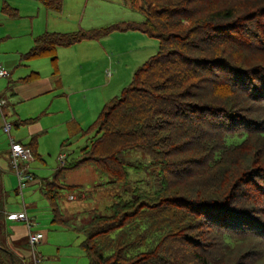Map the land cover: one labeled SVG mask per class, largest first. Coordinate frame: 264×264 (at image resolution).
Here are the masks:
<instances>
[{"label":"trees","instance_id":"1","mask_svg":"<svg viewBox=\"0 0 264 264\" xmlns=\"http://www.w3.org/2000/svg\"><path fill=\"white\" fill-rule=\"evenodd\" d=\"M125 3L141 20L44 33L24 56L51 57L57 70L59 46L128 30L159 41L121 94L73 134L88 136L78 155L43 180L55 221L67 224L58 200L76 186L60 179L91 164L102 186L121 190L76 228L89 264H264V0ZM29 146L35 157L37 139ZM141 174L148 178H134ZM0 264H24L1 238Z\"/></svg>","mask_w":264,"mask_h":264},{"label":"crops","instance_id":"2","mask_svg":"<svg viewBox=\"0 0 264 264\" xmlns=\"http://www.w3.org/2000/svg\"><path fill=\"white\" fill-rule=\"evenodd\" d=\"M113 1L63 0L57 12L40 0H0V66L10 73L0 78V98L6 100L0 108V238L24 264H36L28 241L32 230L44 235L37 247L39 264H89L83 240L58 225L52 204L39 196L43 180L55 175L48 170V158L59 153L58 162L62 155L69 160L62 146L75 141L73 134L88 129L107 102L121 94L135 71L157 54L159 41L128 30L59 46L57 70L51 57L25 60L24 56L44 33L90 31L118 21L141 20L125 0H117L119 5L113 7L103 5ZM6 123L11 124L10 133L5 131ZM34 138L37 155L30 154L22 165L28 166L35 180L20 190L11 163L12 140L29 151ZM61 167L60 162L56 171ZM22 212L32 221L31 227L10 218Z\"/></svg>","mask_w":264,"mask_h":264},{"label":"rangeland","instance_id":"3","mask_svg":"<svg viewBox=\"0 0 264 264\" xmlns=\"http://www.w3.org/2000/svg\"><path fill=\"white\" fill-rule=\"evenodd\" d=\"M120 3V2H119ZM118 1H113L105 3L103 5L113 7L114 5H119ZM120 11V10H117ZM134 13H137L134 11ZM114 12L111 13L110 17L114 18ZM140 15L139 13H137ZM141 16V15H140ZM109 17V16H105ZM102 18H104L102 16ZM125 20V19H123ZM110 22V21H108ZM120 22V21H118ZM37 27V23H36ZM87 137H76V140H71L70 144H66L62 146V150L68 153L69 159L78 155L80 148L87 144ZM68 143V142H67ZM58 155H52L48 158L49 160V168L50 172L57 173V169L60 165L58 162ZM139 158V157H138ZM36 172V170H34ZM38 173V172H37ZM52 173V175H53ZM39 174V173H38ZM135 179H143L148 178L147 175L141 174L140 176H135ZM103 178L100 176L98 171L95 169V166L91 164H86L78 169L67 171L62 179H60V183H66L70 185H76L73 188H64L61 190V196L58 200L61 211L65 213L67 216L62 217L66 225H64L61 221L57 222L58 225L65 226L66 228L74 231L76 235H78L82 240L84 239V235L81 231H78L76 228L80 229L82 225V221L85 220L88 216L90 210L97 208L104 210L106 206L110 205L113 202V195L116 191H120L121 189L114 188L112 186L104 185ZM71 195L74 198H71ZM21 196V195H20ZM39 196L44 199V201L50 202V200L42 194ZM18 198V196H15ZM47 202V203H48ZM51 203V202H50Z\"/></svg>","mask_w":264,"mask_h":264},{"label":"built area","instance_id":"4","mask_svg":"<svg viewBox=\"0 0 264 264\" xmlns=\"http://www.w3.org/2000/svg\"><path fill=\"white\" fill-rule=\"evenodd\" d=\"M9 75H10L9 71H7L6 69L0 66V78ZM5 104H6V100L0 98V108H2ZM5 131L7 133H10L11 131L10 123H6ZM11 151H12L11 163L18 177L19 188L20 190H23L29 183L35 180V175L29 170L28 166L22 165L24 161L30 160V152L22 144L16 143L13 140H12ZM66 161H67V155H62L60 157L61 166H63L66 163ZM71 198L73 199L74 196L71 195ZM10 218L12 220L25 221L29 227L32 226V221L30 220L26 212L11 214ZM43 238H44L43 233L33 230L29 233L28 236V241L32 247L34 253V260L36 264H39L41 262V259L37 253V247L42 242Z\"/></svg>","mask_w":264,"mask_h":264},{"label":"water","instance_id":"5","mask_svg":"<svg viewBox=\"0 0 264 264\" xmlns=\"http://www.w3.org/2000/svg\"><path fill=\"white\" fill-rule=\"evenodd\" d=\"M11 256H12V254H11ZM12 260H13V262H14V259H13V257H12Z\"/></svg>","mask_w":264,"mask_h":264}]
</instances>
